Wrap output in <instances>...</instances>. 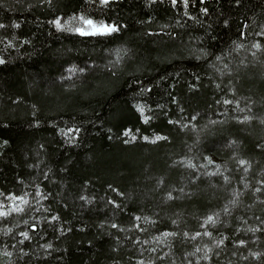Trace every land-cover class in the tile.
I'll use <instances>...</instances> for the list:
<instances>
[{
  "label": "trees",
  "instance_id": "trees-1",
  "mask_svg": "<svg viewBox=\"0 0 264 264\" xmlns=\"http://www.w3.org/2000/svg\"><path fill=\"white\" fill-rule=\"evenodd\" d=\"M80 16L118 30L54 24ZM0 25V264H264V0H0Z\"/></svg>",
  "mask_w": 264,
  "mask_h": 264
},
{
  "label": "snow or ice",
  "instance_id": "snow-or-ice-1",
  "mask_svg": "<svg viewBox=\"0 0 264 264\" xmlns=\"http://www.w3.org/2000/svg\"><path fill=\"white\" fill-rule=\"evenodd\" d=\"M103 3L107 4L109 2V0H102ZM75 19V18H74ZM80 20H83L84 24L85 25H88L90 26L92 29H96V31H84L83 29H76L77 31L80 32L81 35H96V34H101V35H104V34H108V33H111V32H115L117 31L118 29L115 27V26H108V25H104V24H100L99 26H97L92 20H85L83 17H80L79 18ZM54 24L56 25L57 28H60V29H64L65 28V25L64 24H61L60 20H56L54 21ZM0 27H3V25H0ZM256 47H259V45H256ZM0 63H3L2 60H0ZM141 112H143V108L141 107L139 109ZM147 117H145V122H147ZM125 135H130L129 132H126ZM132 139H135V137L133 136ZM144 139H147V137H145ZM157 139H162V137H157ZM209 163H211V161H209ZM245 162L244 161H241V164H244ZM190 166H194V165H190ZM227 179V178H225ZM15 199H20L23 203H27V201H24L22 197H16ZM23 209L20 208V207H15L14 208V211L16 212H20L22 211ZM9 213H6V212H0V216H4V215H8ZM215 218L213 216H209L206 223H215ZM206 234H209V233H206ZM25 237H27V233H24L23 234ZM165 236H168V235H173L172 233H165L164 234ZM197 235H200L199 233H197ZM210 235V234H209ZM243 243V242H241ZM199 251V249H198Z\"/></svg>",
  "mask_w": 264,
  "mask_h": 264
},
{
  "label": "rangeland",
  "instance_id": "rangeland-1",
  "mask_svg": "<svg viewBox=\"0 0 264 264\" xmlns=\"http://www.w3.org/2000/svg\"><path fill=\"white\" fill-rule=\"evenodd\" d=\"M80 17H78L74 20H69V21L63 22L61 24L70 26L71 28H74L75 30L76 29H83L86 32L87 31H96V29H92L90 26L85 25L83 20L79 19ZM84 19L85 20H89V19L92 20L97 26H99L100 24H104V25H108V26H114L113 24H109L106 21L99 20V19H92V18H84ZM114 50L115 51H112L111 55L114 56V58H116L117 51H116V49H114ZM3 211H5V210H3V208H0V212H3Z\"/></svg>",
  "mask_w": 264,
  "mask_h": 264
}]
</instances>
